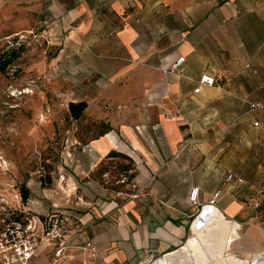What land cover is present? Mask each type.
<instances>
[{
  "label": "crops",
  "instance_id": "0c3cea01",
  "mask_svg": "<svg viewBox=\"0 0 264 264\" xmlns=\"http://www.w3.org/2000/svg\"><path fill=\"white\" fill-rule=\"evenodd\" d=\"M8 13L19 29L41 14L47 25L73 26L67 45L88 42L85 71L100 78L113 109L103 117L110 129L75 151L65 175L86 207L79 231L97 245L98 264L171 254L156 264H264L225 255L240 228L264 248V211L246 207L264 198V132L253 127L264 112H250L264 103V0H0V21ZM178 57L182 72L168 73ZM204 74L217 84L195 94ZM250 152L261 160L253 176ZM116 153L132 163L137 198L108 199L91 177ZM229 174L244 183H227ZM194 188L198 207L189 201Z\"/></svg>",
  "mask_w": 264,
  "mask_h": 264
},
{
  "label": "rangeland",
  "instance_id": "374dc122",
  "mask_svg": "<svg viewBox=\"0 0 264 264\" xmlns=\"http://www.w3.org/2000/svg\"><path fill=\"white\" fill-rule=\"evenodd\" d=\"M43 16L39 15L31 28H16L13 13L0 21V56L3 61L13 59L4 71L0 67V229L18 220L36 230L40 236L38 254L42 264H47L48 254L75 238L79 214L86 208L77 198V189L70 191L66 186L69 161L77 149L110 129L103 117L113 109L102 98V87L95 85L100 78L85 71L88 42L77 38L69 47L67 37L75 28L67 31L60 23L47 25ZM92 41L89 36V43ZM77 45L86 46L79 52ZM79 102H85L87 109L76 120L70 115L69 104ZM253 160L261 162L250 152L246 156L249 176L254 174ZM236 164V159L230 160L232 172ZM132 174V163L113 154L91 177L108 199H128L136 191ZM20 197L21 203L17 201ZM257 202L249 201L246 207L257 213L264 211V198ZM198 209L197 215L202 208ZM43 228H51L62 237L53 242L52 237L43 236ZM237 233L225 255L250 262L261 257L264 261V248L248 242L242 228Z\"/></svg>",
  "mask_w": 264,
  "mask_h": 264
},
{
  "label": "built area",
  "instance_id": "2783aa9c",
  "mask_svg": "<svg viewBox=\"0 0 264 264\" xmlns=\"http://www.w3.org/2000/svg\"><path fill=\"white\" fill-rule=\"evenodd\" d=\"M186 63L184 57L176 58L169 70L170 74H180ZM217 84L215 77L204 74L198 81V86L194 90L195 94H199L203 88H211ZM264 112V103H253L250 105V112ZM253 127L256 130L264 132V124L260 122H254ZM236 181L238 184H243L242 179L235 180L232 174H229L226 178L227 183ZM136 189V186L133 185ZM138 193L131 195V198H137ZM222 198V192H216L209 200V205L216 207ZM19 203L22 202V198H18ZM189 201L193 206H199V188L191 190L189 195ZM256 205L258 203L256 202ZM15 216L16 213H12ZM12 223V224H11ZM5 229H0V264H42L43 258H40L38 251L39 234L36 230H31L27 226L22 225L18 220L11 221ZM43 236L54 240L62 237V234L51 230V228H43ZM83 231H79L75 238H72L60 247L54 249L53 254H48L46 257L47 264H98L99 252L97 245L89 238L83 236ZM50 242V239H49ZM52 247V244L49 245ZM76 254V256H75ZM79 256V258H77Z\"/></svg>",
  "mask_w": 264,
  "mask_h": 264
},
{
  "label": "trees",
  "instance_id": "16d2710c",
  "mask_svg": "<svg viewBox=\"0 0 264 264\" xmlns=\"http://www.w3.org/2000/svg\"><path fill=\"white\" fill-rule=\"evenodd\" d=\"M12 62H13V59L8 60V61H3L1 56H0V67H1V70L4 71ZM86 109H87V104L85 102L70 103L69 104L70 115H71V117L73 119H76V120H78L82 116V114L85 112ZM111 155H113V154H111ZM116 155H120V156L126 157V156H124L122 154H117L116 153ZM126 158L129 160L128 157H126ZM25 198H26V196H25Z\"/></svg>",
  "mask_w": 264,
  "mask_h": 264
},
{
  "label": "bare ground",
  "instance_id": "6f19581e",
  "mask_svg": "<svg viewBox=\"0 0 264 264\" xmlns=\"http://www.w3.org/2000/svg\"><path fill=\"white\" fill-rule=\"evenodd\" d=\"M205 212V210H203L202 211V213H204ZM211 215V214H210ZM208 216V215H207ZM210 217V216H209ZM203 221V220H202ZM210 223H211V221H210ZM199 224V223H198ZM212 225V224H211ZM216 226V225H215ZM221 227V226H220ZM231 228V227H230ZM215 229V228H214ZM218 229V228H217ZM224 230V229H223ZM227 230V229H226ZM225 231V230H224ZM212 232V231H211ZM210 233V232H209ZM224 234V233H223ZM201 235V234H200ZM211 236V235H210ZM220 236V235H219ZM228 236V235H227ZM207 237V236H206ZM225 238V237H224ZM213 239V238H212ZM219 240V239H218ZM209 241V240H208ZM222 241V240H221ZM216 243V242H215ZM220 243V242H219ZM226 247V246H225ZM210 249V248H209ZM214 252V251H213ZM208 253V252H207ZM212 253V252H211ZM217 253V252H216ZM210 255V254H209ZM217 256V255H216ZM179 257H180V255H179ZM190 258V257H189ZM174 259V258H173ZM200 260V259H199ZM183 261V260H182ZM202 261V260H201ZM188 262V261H187ZM209 262V261H208ZM184 263V262H183ZM191 263V262H190ZM198 264V263H197Z\"/></svg>",
  "mask_w": 264,
  "mask_h": 264
},
{
  "label": "water",
  "instance_id": "95a60500",
  "mask_svg": "<svg viewBox=\"0 0 264 264\" xmlns=\"http://www.w3.org/2000/svg\"><path fill=\"white\" fill-rule=\"evenodd\" d=\"M210 207H212V206H210ZM212 208H214V207H212ZM202 211H203V209H202ZM202 211H201V213H202ZM172 255V254H171ZM171 255H168V256H171ZM168 256H163V257H161V258H163V259H165V257H168ZM161 258H159V259H161ZM159 259L158 260H156L155 262H153L152 264H156L158 261H159Z\"/></svg>",
  "mask_w": 264,
  "mask_h": 264
}]
</instances>
